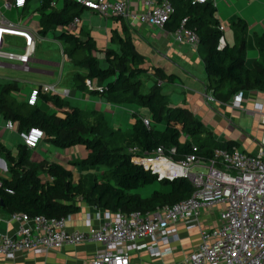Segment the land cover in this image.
<instances>
[{"label": "trees", "instance_id": "16d2710c", "mask_svg": "<svg viewBox=\"0 0 264 264\" xmlns=\"http://www.w3.org/2000/svg\"><path fill=\"white\" fill-rule=\"evenodd\" d=\"M29 2L30 0H25ZM56 0H41L37 8L39 13V31L41 36L59 29L57 39L67 46L63 49L75 66L86 69V74L75 73L74 85L86 90L87 80L105 81L102 91H94L117 101H127L142 106L151 115L150 126L144 125L141 118H136L130 132L112 129L101 115H95L92 122L86 120L78 107L70 106L57 93L42 94L40 101L56 112L44 109L35 103L18 102L10 93L16 90L15 83L0 87V111L7 119L18 123V130L37 126L43 130L53 144L58 147L83 145L87 155L72 161L88 176L73 182L70 170L51 162L33 163L29 159V148L21 141L17 154L0 143V154L4 155L10 178L0 176V210L12 214L23 212L28 216L44 215L60 218L80 210L78 201L110 211L131 213L147 212L156 208L172 205L189 197L193 191L190 182L183 178H159L158 175L134 162L129 154L131 147L140 151L152 152L161 147L174 159H179L192 152V145L197 147V154L209 159L218 149L238 147V142L227 140L217 142L211 133L204 129L200 120L187 108L170 106L167 97L161 92L159 82L171 81L174 75L167 74L162 68L154 67L156 79L143 93L140 75L148 73L144 67L145 57L139 53L123 26L124 34L111 33V40L119 45V52L107 48L103 51L105 67L93 54L95 41L91 36L83 38L69 28L70 23L86 8L75 0H62V6L56 7ZM174 12L165 23L164 28L175 31L182 19L185 27L198 36L197 51L202 55L207 78V90L213 92L217 99L225 102L239 91L258 90L264 92V35L258 39L260 57L246 64L244 46L224 44L218 48L222 32L214 18V8L209 2L192 3L190 0H170ZM38 97V96H37ZM121 97V99H118ZM164 124L159 130L157 124ZM181 134L188 139L180 141ZM175 147V152L170 149ZM101 171V179H96L92 170ZM46 173L51 181H43L39 174ZM159 183V187L148 196L131 192L146 185ZM10 188L14 193H8Z\"/></svg>", "mask_w": 264, "mask_h": 264}, {"label": "crops", "instance_id": "0c3cea01", "mask_svg": "<svg viewBox=\"0 0 264 264\" xmlns=\"http://www.w3.org/2000/svg\"><path fill=\"white\" fill-rule=\"evenodd\" d=\"M126 1L129 13L140 12L143 8L141 0ZM14 2L15 0H0V13L5 19L28 29L34 35L35 51L28 63V70H23L21 64L16 60L0 58V87L9 83H15L17 87L10 93V96L18 102H27L32 89H38L42 85H50L53 90L42 92V94H59L70 106L78 107L89 122H92L95 115H101L112 129L130 132L136 118L151 120L150 113L142 106L122 100L114 101L101 93L94 92L99 91V88L103 89L105 81L87 80L86 90L77 89L73 81L74 74L85 75L87 71L85 68L75 66L64 55L63 49L67 44L56 38L59 29L48 32L45 36L38 33L40 27L37 8L41 0L25 1L22 7H16ZM208 2L214 8L213 16L218 25H224V30L221 32L225 44L236 47L243 45L246 64L248 65L251 61L258 59L260 57L258 39L264 35V0H210ZM6 3H9L10 7H6ZM62 3V0H56L53 4L60 8ZM77 17L79 22L75 28H71V31L83 38L88 35L93 38L96 49L93 54L99 59V62L103 58L106 66L103 54L105 49L110 48L119 52V45L110 37L111 33L122 36L125 32L123 26H125L136 50L145 57L144 67L148 68V73L139 76L143 84V93L149 92L153 80L156 79L152 69L160 67L167 74L174 75L171 81L159 82L161 92L166 95L170 106H180L190 110L200 120L204 129L211 133L215 141L234 140L239 144L236 148L248 153H254L257 150V145L242 140L244 134L240 131L239 120L241 112L244 113L243 116L255 117L257 122L256 136L259 140L264 123L257 108L262 107L264 112V92L258 90L243 91L241 106L234 107L231 104L232 97L223 102L217 99L212 91L207 90V78L202 55L197 51V46L195 48L185 41H176L174 37L176 30L150 27L137 20L118 15L104 17L89 8H84ZM24 44V38L19 33L5 32L2 34V48L4 50L22 52ZM50 44L59 48L61 58L58 61L42 56L40 46ZM207 97H211L213 100H207ZM35 103L44 109H47L48 106V110L56 112L58 116L64 115L62 110L52 109L50 105L41 102L39 95ZM5 119L7 118L3 116L0 121V143L13 156H16L17 146L21 140L16 130H9L4 127ZM15 123L18 130V123ZM163 125L162 123L157 124L156 128L162 130ZM247 130L250 131V128L247 127ZM182 135L184 136L183 140L181 139ZM181 136V142L188 139L185 134H181ZM29 151V159L33 163L44 162L49 164L55 162L70 170L74 183H77L81 176H88V172L82 171L79 166L72 164V161L82 159L87 155L83 145L61 148L49 141L48 137L44 135L37 146ZM0 168L7 169L3 154H0ZM95 170L89 173H95ZM7 173L8 175L5 173L4 175L0 170L1 177L10 178V173L8 171ZM39 177L43 181H51L43 171L40 172ZM78 205L80 210L68 215L66 228L69 231L86 230L85 218L88 214L93 226L97 227L103 222L102 218L98 220L94 217L96 213L94 205L83 201H78ZM221 208L220 205H217L204 210L199 220V227L212 228L217 226L220 223L219 212ZM97 209L101 210V208ZM10 217L11 214L0 210V233L16 234L20 223ZM199 227L187 230L180 223L178 225L179 238L173 244L175 248L171 254L153 258L145 249H139L131 253L129 264H170L183 259L189 252L198 247L200 243ZM97 246L96 243L63 245L53 248L45 254L19 251L12 260L0 256V264H91Z\"/></svg>", "mask_w": 264, "mask_h": 264}, {"label": "built area", "instance_id": "2783aa9c", "mask_svg": "<svg viewBox=\"0 0 264 264\" xmlns=\"http://www.w3.org/2000/svg\"><path fill=\"white\" fill-rule=\"evenodd\" d=\"M86 8L102 16L118 15L137 20L150 27L164 28L174 12L169 0H141L142 10L129 13L126 0H75ZM192 3H205L210 0H190ZM25 0H15L16 7H22ZM10 7L9 3L5 4ZM79 22L74 17L69 28H75ZM182 19L174 33L176 41H185L196 48L197 35L185 27ZM218 29L224 30L219 24ZM19 33L25 44L22 52L4 50L2 34ZM221 35L218 48L224 46ZM35 51L34 35L18 24L5 19L0 13V58L16 60L23 70H28V63ZM53 87L42 85L30 91L28 104H34L39 92H50ZM99 88V91H102ZM243 91L232 96L231 104L241 106ZM207 100L212 101L211 97ZM262 115V107L257 108ZM3 115L0 111V121ZM150 126L148 118L142 119ZM4 127L16 130L20 140L30 149L44 137L43 130L37 126L17 130L11 119L4 120ZM257 150L248 153L239 148L215 149L213 156L203 159L192 145V152L182 158L174 159L161 147L152 152L140 151L131 147V159L143 165L161 178L183 177L193 187L191 195L172 205H165L152 211H133L123 213L97 209L94 217L103 219L95 227L90 215H86V230L69 231L66 228L68 215L49 218L44 215L28 216L26 213H12L11 219L20 223L15 235L0 233V256L14 259L19 251L45 254L53 248L80 243H96L91 264H129L132 252L145 249L153 258L164 257L174 250V243L179 238L178 225L185 229L198 228L204 210L217 205L220 223L212 228L199 227L200 243L183 259L170 264H264V128L257 142ZM175 147L170 153L175 152ZM2 185L0 180V186ZM8 193H14L5 188Z\"/></svg>", "mask_w": 264, "mask_h": 264}, {"label": "rangeland", "instance_id": "374dc122", "mask_svg": "<svg viewBox=\"0 0 264 264\" xmlns=\"http://www.w3.org/2000/svg\"><path fill=\"white\" fill-rule=\"evenodd\" d=\"M51 39V38H50ZM40 51L42 53V56H44V58H51L50 60H56L58 61L61 56H60V51L59 48H57L55 45L50 44V45H42L40 46ZM101 62V63H100ZM99 64L101 67H105L104 62H103V58L100 60ZM237 111V110H236ZM241 117L239 120V126L240 131H242V133L244 134V136L242 137L243 141H248L251 144L257 145L258 142V137L256 136L257 133V122L255 117L253 116H243L244 113H240ZM247 127L250 128V131L247 130ZM182 140L184 139V136H181ZM0 170L2 171V173L8 175L7 173V169L4 168H0ZM4 174V175H5ZM91 175H95L96 179H101V171L99 170H95V173L91 174ZM159 187V183L155 182L153 184L150 185H146L144 187H140L138 189H134L131 192L133 193H139L142 196H148L151 194L152 190L157 189Z\"/></svg>", "mask_w": 264, "mask_h": 264}]
</instances>
